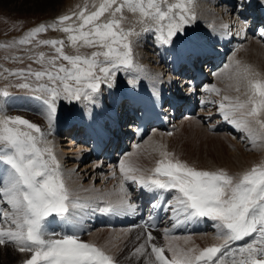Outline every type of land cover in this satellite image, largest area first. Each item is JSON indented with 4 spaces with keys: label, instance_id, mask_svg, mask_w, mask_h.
I'll list each match as a JSON object with an SVG mask.
<instances>
[{
    "label": "snow or ice",
    "instance_id": "snow-or-ice-1",
    "mask_svg": "<svg viewBox=\"0 0 264 264\" xmlns=\"http://www.w3.org/2000/svg\"><path fill=\"white\" fill-rule=\"evenodd\" d=\"M193 2L103 0L94 11L85 9L78 14L64 15L52 25L42 24L29 31L14 44H31L38 34L52 28L68 33L77 52L80 47L98 50L90 56L68 55L62 40H40L37 46L50 45L56 55L47 59L44 53L29 56L43 65L42 70H34L29 65L27 69L9 74L23 81L15 87L30 91L27 99L37 103L50 130L61 101L69 104L87 101L94 105L101 85L111 88L118 73H135L136 77L130 80L134 86L143 74L142 66L134 63L130 39L140 32L122 26L126 20L125 9L138 14L137 23L143 25L142 31H154L161 45H169L174 37L184 33L186 26L195 23ZM105 13L109 14V19L101 21ZM244 26H247L246 20ZM58 60L66 61L67 65L58 64ZM224 68L233 69L229 79H235L237 93L243 86L244 98L223 95L220 101L205 99L202 103L217 105L222 120L242 133L253 146L257 140L264 143V77L250 65H242L240 60H233ZM189 87L195 91L191 82ZM205 91L221 94L216 85ZM0 96L7 99L10 93L5 90ZM158 152L160 159L149 174L121 160L119 191L82 199L69 187L68 178L41 127L0 109V246L11 244L21 253H31L24 264H117L107 248L82 241L78 233L59 234L49 230V224L51 221L76 223L83 219L81 214L86 210L113 215L135 214L137 206L131 202V192L125 187V183L130 182L142 191L153 193L158 200L168 194L167 199L152 206L170 213L174 226L207 219L213 222L216 239L221 241L203 249L168 244L169 258L165 255L166 248L152 243L155 237L147 231L143 242L132 253L145 257V264H264V163L233 176L223 169L199 170L163 145ZM112 175L116 178L115 172ZM112 196L115 200L110 199ZM145 227L155 225L145 222ZM168 235L169 230L165 229L166 239ZM241 241L244 243L237 244Z\"/></svg>",
    "mask_w": 264,
    "mask_h": 264
},
{
    "label": "bare ground",
    "instance_id": "bare-ground-1",
    "mask_svg": "<svg viewBox=\"0 0 264 264\" xmlns=\"http://www.w3.org/2000/svg\"><path fill=\"white\" fill-rule=\"evenodd\" d=\"M63 1V3L65 4V9H67V11H69L72 7L74 8L80 6L81 4L83 5H81L78 10L84 11V8L87 7L88 4L84 3L86 0ZM231 1L232 0H198L199 4H204L202 6L199 5L198 12L207 21V29L205 31H196L190 29L187 34L178 36L176 38L174 37L172 43L169 45H161L159 41H156L157 39L153 41L152 35L156 36L158 34L151 30L145 31V33L139 37V39L137 40L139 44L135 47H140L142 48V50H139L137 55H135L138 56L139 59L144 58V60H142V65L140 64V66H142V68L144 69V72L140 75V78L137 80L135 86L130 83V80L134 79L136 77V74L125 73V77L127 79H122L118 83L119 89L114 92H108V99L105 100L100 96L98 97L96 104L88 105L87 107L81 106L79 113L72 117V121L75 122V125L81 124V126L89 128L90 132L98 137L97 139L94 138L91 143L89 142V145L84 143L86 142L84 140L82 141L79 138L72 137L73 129L65 133L67 135L64 136L62 142H58L56 139L57 137L55 138V135L58 132V126L54 125L50 130L48 129L46 131L48 141L50 142L57 158L61 162L62 167L64 166L66 169L64 170L63 168L66 177L68 178L69 186H73L74 184H82L84 188L79 185L82 189L78 188L77 192L80 190V192L82 191V193H84L85 195L86 193L83 192L84 190H104L103 192L105 195L113 192H118L120 184L116 185V179L118 177L120 178V172L119 168L115 167L114 165L115 158H124L130 146L134 147L135 145H139L138 148L134 149L132 154L129 153L130 155L126 156L127 158L125 162L133 164L135 167L139 168L142 171V167L140 166L143 165L144 167L145 162L141 164L138 159H142V161L143 159H145V152L142 151V145L148 144L144 143L147 142L149 138H151V140H148L150 141L148 145L156 153L158 149H160V146L163 145L165 146L167 151L175 153V155L181 160L186 161L199 170L217 171L218 169L216 168L219 167L220 169L225 168L224 171L227 170L228 172L229 170L232 174L235 172L238 175L244 173L247 170H250L255 165L264 163V154L261 155L260 153L258 154L257 152L251 151V149L253 148L251 147L252 142L250 140L244 139L242 133L236 131L232 125L222 120L219 115L217 105L202 103V101H204L205 99L220 101L222 96L224 95L222 91V94H220L219 96H217L215 93H209L205 91V89L211 85H216V87L219 89L223 85V87L227 90H231L232 92H234L233 90L235 89L236 85L234 79H229L228 76L224 78L221 76L224 72V65L226 64L222 63L217 67H213L214 70H208V80L196 86L195 91L190 90L188 83L189 79H186V84L185 78L180 74L181 70L179 64L183 60V55L187 54L189 56L191 53H209L212 51L220 52L221 50H224L225 48L228 49L229 47H234V49L232 48V54L224 57L225 60L229 59L227 64H229L232 60H241L242 58H247L249 61L252 60L254 61V63H256V65L264 64V36H262V32H264V0H240L239 7H237V10H235L234 12L233 7L229 5V3L232 4ZM102 2L103 0H101V3ZM92 3L94 4V2ZM243 3L244 6L241 7ZM78 10L76 11L79 12ZM250 10L253 11V14L247 21V26L245 27L244 20L242 18L243 15L241 14H246ZM137 19L138 14H135L134 21L136 22ZM257 23H259L258 30L254 35H252L249 30L251 28L256 29ZM140 28L142 29L143 27ZM242 28L243 31H241ZM150 41H152V43ZM244 41L246 44L244 43ZM239 43L240 45L236 47V45ZM158 46H160L159 49L157 48ZM143 53L145 55H142ZM262 67H264V65ZM175 69L180 70V78L178 75H174ZM216 73H220V75H216ZM177 78L181 80L180 83L182 87L178 82L175 81ZM222 81H224V84L222 83ZM154 93H158V95H154ZM195 93L197 96H195ZM170 97L175 98L176 100L178 99L181 102L185 100V98H187L189 102L196 104L199 103L201 104V106L196 112L191 115L186 114L187 110L184 113L181 112L182 110L186 109L185 105L183 106L182 104H180L179 108L175 111L169 110V103L167 101ZM197 98L200 99V102H198ZM128 100H133L136 106L139 103L144 107H151V105L158 106V108L163 112L166 121L169 122L168 126L153 128L138 144L134 141V138L130 140V137L132 136L131 134L134 131L133 122L136 124L137 122L135 115L132 116L128 112H124L131 110V108L127 105ZM121 105H123L122 108H120ZM132 109H136V107L134 106L132 107ZM119 120H121L123 124H125V122L128 123V125H123V131L120 136V140L125 141V143L123 144L124 150H121V154L119 153V144H117L114 149L111 148V141L116 136V134L114 133L115 130L113 128V125L116 124V121ZM217 125H220V128L216 130L215 126ZM169 129H173L172 135H168V133L170 132ZM80 133L81 128L79 129L78 135ZM239 135L241 136L238 138ZM232 138L236 140H233ZM98 139L100 140V144H106L108 145V148L110 146V152H112L114 155L113 159H109L108 156L104 154L97 157L93 154V151H98V147L96 146L95 142L97 141L99 143ZM109 140L111 143L109 142ZM128 141L132 145H128ZM93 142L94 146H92ZM263 145L264 144H262V146ZM234 146L236 147L232 148ZM258 147H260V145ZM133 160L139 162V164L141 165L137 166L139 164H134ZM151 161L152 159L149 161V163ZM79 165H82V167L79 168ZM113 172H115L116 178H113ZM131 186L134 185L130 183V187ZM125 187L129 188V186L126 185ZM142 192L145 194V191H142L138 186H136L134 192H131V202L136 204V206L138 205L139 201H144V195H142V200H140L139 198ZM166 196L168 197V194H166ZM115 198V196L110 197V199L113 200H115ZM139 214V207L137 206L136 213L132 215H113L110 219L99 216L97 219H93L92 222L90 221L91 223L88 222L90 223L89 225H87L85 218H83L78 219V223L82 225L83 229H88L89 226L90 228H93L97 224L99 225L101 223H115V235L117 237H114V243H116L117 245L118 240L120 241L121 238V235L119 234H122L120 231H126L128 233V231H148V229H150L145 227V225L140 222ZM115 219L117 220L114 221ZM121 219L128 220L131 228H126L127 230H121V225L117 224V222H119ZM166 221L167 224L173 223L174 230L187 232L189 229L187 228V223L180 226H174V222L170 213L169 218H167ZM209 223L211 225V228L206 232H199L198 234H193L191 236L184 235L185 237L168 235L167 239H164V244L161 245L160 243V245L164 246L166 249L168 244L178 245L184 249H188L193 247L205 248L208 246H212L213 244L220 243L221 241H218L216 239V229L213 226V222L210 221ZM53 224L60 225V229L58 230V232L56 231L57 233L69 235L71 234L66 231L70 227L69 224L67 225L66 223L61 221H54ZM162 226L163 225H161L156 230L151 229L152 235L156 237V239L157 237H159L157 232L162 231ZM97 231H99V229H97ZM125 236L128 237L127 235ZM108 237L109 236H107V239H109ZM173 237H176L177 239H173ZM56 238H59V236H57ZM188 240L192 241L193 244H191V242H189ZM100 242L102 244V241ZM114 243L112 244L114 245ZM239 243L244 242H237V244ZM30 255L31 253L28 252H19L16 247L11 244L0 246V264H24V261L30 258ZM138 257L141 263H145V257Z\"/></svg>",
    "mask_w": 264,
    "mask_h": 264
},
{
    "label": "rangeland",
    "instance_id": "rangeland-1",
    "mask_svg": "<svg viewBox=\"0 0 264 264\" xmlns=\"http://www.w3.org/2000/svg\"><path fill=\"white\" fill-rule=\"evenodd\" d=\"M91 1L94 2V4ZM98 1H96V0H86L84 3H88V4H87V7L84 8V10L86 9L87 12H91V11L96 10L95 8H98L97 5L99 6V4L101 3V0L99 1L100 3ZM236 1L237 0H232L231 1L232 4L229 3V5H231L233 7V12L235 10H237V9L234 8V6L236 4ZM261 1H263V0H261ZM63 2H64L63 0H0V93H2L5 90H7L10 93V96L7 99H5L4 97L0 96V109H3L4 113L7 114V115H11V116L19 115V116H21V117H23L25 119H28L29 121H31L33 123L38 124L41 127V129L45 132V134H46V131L49 129V127H48V123H47V120L45 119L44 115H42L41 112L38 110L39 106L37 105V103L35 101H31V100L27 99V97L29 95H31L29 90L20 89L18 87H15L16 84H18L20 82H23V81L21 79H18L17 77H14V76L10 75L9 72L16 71V70H19V69H27L29 65H31L32 69H34V70H42L43 65H41L40 63L34 62V59H29V56L36 57L39 53H44L45 54V58L47 59L49 57L55 56L56 52H55V49L52 46H50V45L37 46V41H40V40H62L64 42V52L66 54H68V55L80 54V55H84V56H90L93 51L98 50L96 48H91V47H80L79 51L77 52V49L72 47L71 42L68 39V35H69L68 33H65V32H63L62 30H59V29L53 30L52 28H48V30L46 32L38 34L33 39V42L31 44H26V45H19L18 43L14 44V42H18L29 31L35 29L36 27H38V26H40L42 24L43 25H52V24L56 23L58 21V19L60 17L64 16V15H70L71 16L73 13H77L78 14L80 12L78 10L79 7H81V5H83V4H81L80 6H77V7H74V8L72 7L69 11H67V9H65V4ZM199 5L202 6L204 4L203 3L199 4L198 0H194L193 4L191 5L192 10L195 12L196 17H197L195 23H193L191 26H186L185 30H184V33L183 34H178L176 37L187 34L190 29H193V30H196V31H200V30H204L205 31L207 29V21H206V19L204 17H202V15L198 12ZM72 10H74V11H72ZM76 10H78L79 12H77ZM123 15L126 17V20L123 22L122 26L125 29H127V28H135V30L137 32H140L139 36L133 35L132 37H130V39L133 42V60H134V63L142 65V63H143L142 60H144V58L139 59L138 56H136L137 53L139 52V50H142V48L135 47V46H138L139 42L137 40L139 39V37L142 34L145 33V31H141L142 29L140 28V27H143V25L137 23V21L135 22L134 21V15L135 14H132L129 11L127 12L126 9L124 10ZM107 16H108V13H105V16L101 17V21H106L107 19H109V16L108 17ZM244 17H245V15H243V17H242L243 20H244ZM250 18H251V16L246 21H248ZM74 19H75V16L73 17V20ZM258 26H259V23H257L256 31L258 30ZM155 39H157V35L156 36L152 35V40L154 41ZM156 41L158 42V40H156ZM150 42L152 43V41H150ZM135 43H136V45H135ZM244 43H245V41H244ZM246 43H247V40H246ZM147 44H150V43H147ZM6 45H13V46L6 47ZM143 50H144V48H143ZM142 55H145V54L143 53ZM228 60L229 59L224 60L223 63L227 64ZM238 60H240V59H238ZM240 61H241L242 65L244 64V65L252 66V69H254L256 72H259V70H260L261 73L260 72L259 73L261 74V76L263 75V77H264V70H263L264 67H262L264 64L263 65H256V63H254V61H252V60L249 61L247 58L246 59L242 58ZM57 63L58 64L59 63H63L65 65H67V62L63 61V60H58ZM179 71L180 70L175 69V74L174 75L175 76H177V75L179 76ZM223 71L225 73L223 72V74L221 76L224 78L226 76L229 77L232 74L233 69H225L224 68ZM125 76H126V74L123 71L118 73L117 76L115 77L113 86L111 88L108 87L107 85L102 84L100 93L98 94V97L101 96L105 100L108 99L107 98L108 92L109 91H113L114 92L117 89H119L118 88V83L122 79L126 80L127 78ZM179 78H180V76H179ZM175 81L178 82L179 85L181 86V83H180L181 80L180 79L177 78ZM234 81H235V79H234ZM28 82L34 83V81H32V80H29ZM222 83L224 84V81H222ZM220 89H221V91L223 92L224 95L225 94L226 95L229 94V96L235 97L238 94L239 95L241 94V98L243 97L242 93H243V89L244 88H243L242 85H241L242 93H241V91H240V93H237L235 91V89H234L233 91L236 93L235 94L231 90H227L226 88H224L223 85H222V87ZM226 91H229V92H226ZM222 92H221V94H222ZM230 93H233V94H230ZM88 105H90V104H88L87 101H85L84 103L73 102L71 104H69L67 102H64V101L60 102V104H59V112H58L57 118H56V120L54 122V125L58 126V132L55 135V138L57 137L56 139H57L58 142H62L64 136L67 135L65 133L71 131V129L63 131L62 128L65 127V125L69 126L71 124H75V122L72 121L73 120L72 117L79 113L81 106H86L87 107ZM122 107H123V105H121L120 108H122ZM185 111L186 110H182L181 112L184 113ZM124 112H128V111H124ZM57 120L59 121V123H58ZM127 122H128V120H127ZM114 125H116V124H114ZM123 125H128V123L125 122V124H123ZM169 131H168L169 133L173 134V129H169ZM213 131H215V130H213ZM130 132H132V131H130ZM226 132H228V131H226ZM240 136L241 135H239L238 138ZM149 139L151 140V138H149ZM77 140H79V139H77ZM148 140L144 144H146V143L149 144L150 141H148ZM233 140H236V139H233ZM236 142H238V141H236ZM148 144L142 145V151L145 152L144 153V156H145L144 158L145 159H143V161H142V159H138V161L141 162V164L145 162L144 167H143V165L139 164V162L133 160L134 164H136V165H137V163L139 164L137 166L141 165L140 167H142V173L144 174V172H145V175L149 174L150 170L153 169L156 166V161L158 159H160L159 152L157 151V153H156L155 151H153V149H151V147H149ZM262 144H264V143H262ZM262 144H261V142L259 140L256 141L255 146H253V144H252L251 147H253V148L251 149V151L257 152L258 154L260 153L261 155H263L264 154V152H263L264 145L262 146ZM128 145H132V144L129 142ZM259 145H260V147H258ZM136 146L137 145H135L134 147L130 146L129 149H128V152H127V154L125 155L124 158L123 157L122 158L121 157H116L115 160H114L115 167L118 168L119 162L121 160L125 161L126 158H127L126 156H129L130 154H132V152L134 151L135 148H138ZM147 147L150 149V151H149V149ZM235 147L236 146H234L232 148H235ZM255 148H256L257 151L255 150ZM258 148H259V150L260 149L261 150L259 151ZM150 153L151 154L154 153V154L151 155ZM148 156L150 157V160L152 159V161L150 163H149L150 160H149ZM146 160H148V161H146ZM60 164H61V162H60ZM147 164L149 165V167H148ZM61 166H62V164H61ZM80 167H82V165H79V168ZM63 168H64V170H66L64 166L62 167V169ZM216 169L221 170L223 168L220 169L219 167H217ZM225 171L227 172V170H225ZM64 173H65V171H64ZM227 173L230 174V175L232 174L229 170H228ZM233 174H234V176L237 175L235 172ZM121 179H122V177H121V173H120V178L118 177L116 179V185L120 184V182H121L120 180ZM79 185L82 188H84V186L82 184H74L73 186L71 185L73 188L71 186H69V187H71V189L73 191L78 193L79 196L82 199H89V198H92V197L93 198H97V197H99L101 195H105L104 192H103L104 190H99V189L87 190V191L84 190L83 192H85L86 195L84 193H82V191L80 192V190L77 192L78 188L82 189ZM125 185L129 186L128 189H129L130 192H134L135 188H131L130 187V182H126ZM74 187H76V188H74ZM94 193L96 194V196H95ZM91 195H93V196H91ZM86 196H88V197H86ZM100 206H103V205H100ZM81 215L83 216V218H85L87 225H89L92 222L93 219H97L99 216H102L101 213H99V212H95L94 213L91 210H86ZM53 222L54 221L50 222L49 230L58 232V230L60 229V225L56 224L57 225L56 226V225L53 224ZM88 222H90V223H88ZM127 224L128 225L121 226L122 227L121 230H127V229L131 228L129 223H127ZM69 225H70V227L66 231L71 233V234L78 233L79 234V238L82 241L89 242V243H94L97 246H101V247H105V248L108 247L107 248L108 250L111 249L110 252H112L111 254H113L114 259L117 261V264H145L143 262L141 263V261H139V257L138 256H133L132 253L134 252L135 247L138 246L139 243L143 242V240L145 238L143 234L146 233L147 231H142V230L141 231H136V232L128 231L129 234L126 231L125 232L124 231L123 232L120 231L122 233V234H119V235H121V238H120V241L118 240V244L116 245V243H114L115 242L114 241L115 240L114 237H117L115 235L116 234V231H115L116 225L113 222H112V224H108V225H111L114 228L107 227V226H98L96 228L95 227L90 228V226H89L88 229H83L82 225L80 223H78V222L74 223V224H69ZM101 228H103L104 230L101 229ZM210 228H211V225H210ZM97 229H99V231H97ZM107 229H109V230H107ZM85 230H87V231L83 232ZM111 231H112V233H111ZM163 232L164 231L157 232L159 237H157V239L155 237V240L152 241V243H155L158 246L163 245L164 244V239H165V232L164 233ZM198 233L199 232L193 233V234H198ZM193 234H178V235H171V236H184V235L185 236H191ZM97 235H98V238H97ZM125 235H127L128 237H126ZM107 236H109L108 237L109 239H107ZM138 236H140V240H137ZM90 237H91L92 240L90 239ZM100 241H102V244H101ZM188 241H187V243H188ZM107 242H108V244H107ZM189 242H191V244H193L192 241H189ZM109 243L110 244L114 243V245L113 244L110 245ZM160 243H161V245H160ZM239 244H243V243H239ZM119 247H120V249H119ZM200 248L201 247H198V249H200ZM201 249H203V247ZM149 251H150V249H149ZM131 255H132V257H131ZM165 255L168 256L169 258L171 257V255L167 251V249L165 251ZM9 259H11V258H9Z\"/></svg>",
    "mask_w": 264,
    "mask_h": 264
}]
</instances>
